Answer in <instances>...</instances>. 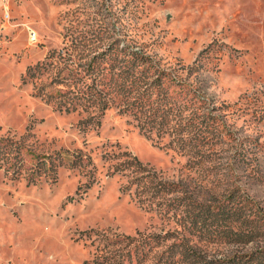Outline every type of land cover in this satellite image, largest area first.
Returning a JSON list of instances; mask_svg holds the SVG:
<instances>
[{
	"label": "rangeland",
	"instance_id": "rangeland-1",
	"mask_svg": "<svg viewBox=\"0 0 264 264\" xmlns=\"http://www.w3.org/2000/svg\"><path fill=\"white\" fill-rule=\"evenodd\" d=\"M229 196L264 214V0H0V264H237L191 224Z\"/></svg>",
	"mask_w": 264,
	"mask_h": 264
},
{
	"label": "trees",
	"instance_id": "trees-1",
	"mask_svg": "<svg viewBox=\"0 0 264 264\" xmlns=\"http://www.w3.org/2000/svg\"><path fill=\"white\" fill-rule=\"evenodd\" d=\"M128 57L131 61L128 62L126 68H123L124 74L118 75V79L124 84H133L128 77L132 73V68L135 67L134 60L137 59L138 65H146L145 58L138 55L137 51H128ZM94 64L96 62H93ZM137 65V67H138ZM148 65V64H147ZM151 65L148 68H144L146 72L152 74L153 68ZM164 73L155 80L156 91H164L172 84H174L171 78H168ZM132 81V80H131ZM131 88L127 90L130 92ZM184 91V89H182ZM126 95L120 93V101L127 99ZM170 96L178 97V95ZM216 116H208L207 119H203L206 122V126L214 125ZM132 161V160H129ZM258 204L250 197H234L229 196L225 201L219 203L217 206L207 207L205 213L200 216L198 214L193 216L191 224L194 227H199V230L209 237L225 239L234 242H252L264 236V214L260 210ZM200 221L201 225H198ZM203 224V225H202ZM198 225V226H197ZM137 249V248H136ZM135 249V250H136ZM258 250V251H257ZM253 254L248 255L243 262L239 259L237 264H264V246L257 249ZM183 255H193L191 248H184L182 250ZM255 253V254H254ZM243 257V256H242ZM245 257V256H244Z\"/></svg>",
	"mask_w": 264,
	"mask_h": 264
},
{
	"label": "built area",
	"instance_id": "built-area-1",
	"mask_svg": "<svg viewBox=\"0 0 264 264\" xmlns=\"http://www.w3.org/2000/svg\"><path fill=\"white\" fill-rule=\"evenodd\" d=\"M31 37H34V35L31 34Z\"/></svg>",
	"mask_w": 264,
	"mask_h": 264
}]
</instances>
